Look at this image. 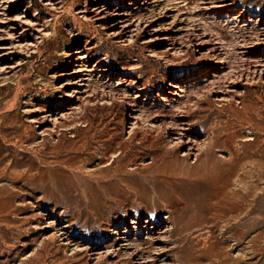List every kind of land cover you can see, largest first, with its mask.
Wrapping results in <instances>:
<instances>
[{
  "label": "rangeland",
  "instance_id": "obj_1",
  "mask_svg": "<svg viewBox=\"0 0 264 264\" xmlns=\"http://www.w3.org/2000/svg\"><path fill=\"white\" fill-rule=\"evenodd\" d=\"M59 1L0 0V160L25 162L15 171L38 164L33 144L56 141L51 130L62 132V123L86 113L91 124L82 129L105 131L100 140L90 137L93 150L106 142L110 152L106 164L94 158L85 165L82 184L98 178L88 173L106 170L99 179L110 206L67 210L41 192L1 180L0 187L16 193L17 208L0 211V264H175V255L162 251L172 246L183 208L180 239L208 230L219 239L228 230L244 231L245 238L229 248V264H264V251L252 252L264 244V216L218 220L212 185L173 192L157 171L170 151L184 166L194 165L213 129L237 130L232 148L240 157L253 143L249 137L264 141V130L238 125L233 115L252 111V99L259 114L252 112L264 125V0ZM100 60L105 71L95 70ZM23 123L33 126L35 143L21 148L3 139V132L14 139ZM215 147L227 168L229 149ZM244 180L235 178L231 190L245 193L253 180ZM23 192L31 196L22 198ZM133 218L142 219L139 226L130 223ZM258 232L263 237L252 241ZM138 242L148 246L149 261L133 255Z\"/></svg>",
  "mask_w": 264,
  "mask_h": 264
},
{
  "label": "bare ground",
  "instance_id": "obj_2",
  "mask_svg": "<svg viewBox=\"0 0 264 264\" xmlns=\"http://www.w3.org/2000/svg\"><path fill=\"white\" fill-rule=\"evenodd\" d=\"M62 1L63 0H60L59 2ZM69 8L72 9L73 4H71ZM77 42L79 43V41ZM84 49L86 50L87 48ZM80 51H81L80 49L75 50V52H80ZM85 57L89 58L88 55H83L82 59ZM103 65L104 64L101 60L98 61V63L95 66L99 68L95 70L105 71L104 68H102ZM173 85L177 87L180 86L181 84H173ZM143 89L144 90L147 89V85ZM56 102L57 103H55V105L58 106L60 102L58 100H56ZM248 103L249 102H247L246 105ZM249 106L253 112L257 109L256 103L252 99L250 100ZM42 111H46V110L43 108ZM252 111L249 112L248 110L247 112L245 113L243 112L244 114H242L240 113V111L238 112L235 110L233 115L237 120L236 123L238 125H242L243 122H247L253 125L252 128L255 127L256 129L258 128L261 131L264 130V125L254 116ZM85 122H89L88 124H91V119L88 117L86 113L72 118L70 124H68L67 122L62 123L61 124L62 126L60 125L62 127V130H64L62 132L59 131L58 129L51 130V135L59 136L56 141L52 142L51 140L45 138L40 144L37 143L33 144L34 148L32 149L38 154L37 155L38 164H29L30 165V166L28 165L29 168L23 171L12 170V167L18 163L24 165L25 162L18 160L12 164L11 162H5L3 160H0V181L7 179L11 181L13 184H21L20 186H16L20 190L24 189V187H27V189L31 190L30 192H33L35 194L41 192L44 194L48 203L52 202L55 204V206L64 207L67 210L92 209L95 211L97 208L100 207L106 208V206H110L109 205L110 203H107L105 200L103 201L104 196L105 195L108 196L109 194L107 186L106 184L101 183L102 180L99 179L101 176H104L107 173L106 170H100L98 172L93 171L92 173L91 172L88 173L90 177H93L95 175V177L98 178H94L93 182H90L92 181L90 180L86 184H82V179H84L83 172L85 165L92 163L93 161L92 159L94 158H99L100 159L99 163H103L105 158H107L110 152V147L106 142H103L97 149L93 150L91 138L92 139L96 138L100 140L101 136L105 131L104 129H101L100 133L98 132V134L97 132L95 133V131L94 133H90L92 125L89 128L87 127V129H82L81 128L82 126L80 127V125H82ZM22 125L23 126L15 132L16 134L14 133L15 135L14 139L9 137L6 132L1 133V135L4 137L3 139L21 148H25L26 143H31V144L35 143L34 135L31 132L33 131V126L26 125L24 123ZM68 130H71V136L73 133V138H70V140L66 141ZM133 133L136 134L137 130H134ZM253 133L255 132L253 131ZM260 133L258 132V134ZM210 134H211L210 136L211 138L208 141L209 143H206L205 146L203 144L204 147L202 148L201 151L199 150V153L197 154V158H196V163L194 165L187 166L184 161L183 162L185 166L181 164L180 157L174 151H170L168 154H163L160 159L161 163L158 164L159 166L157 169V171L160 172L161 175L163 176L159 180V182L165 181L169 189L173 192H176V189L178 187L183 188V186L185 187L191 186V187L199 188L205 184H208V186L212 185L215 188L214 190L216 191L214 192L215 195L213 200L215 199L214 201L218 208L217 212L215 211L216 214L218 215L217 216L218 218L215 216L214 217L218 220H220L219 217L227 218V219L233 218V220L235 219L234 220L235 222L236 221L241 222L243 218L250 216L252 214H260L264 216V187L261 186V184H264V141L261 140L262 135L261 136L256 135L257 138L255 136L254 138L249 137V140H253L252 141L253 143L249 142L248 145L245 144L247 145L246 148L250 147V149L247 152H245L244 156L240 157L235 155L234 153L235 150L233 151L232 148L233 144L237 142L235 140L236 137L238 136L237 130L234 129V131L233 130L228 131L221 129L219 131L213 129ZM113 135L114 134L110 133L109 137L111 138L113 137ZM259 142L261 143V145L260 144L258 145ZM219 144H222L225 148L229 149L230 157L228 164H226L228 165L227 168L225 165L222 166L220 161L215 157L214 147L217 145L219 146ZM245 145L243 146L244 149H245ZM243 151H246V149ZM85 152L87 153L89 152L90 156L83 157V154ZM65 153H69L72 155L69 157H64ZM245 163H248L250 165L248 169H246V167L244 166ZM238 177L241 178L242 181L241 184H243V182L245 181L244 178L248 177L253 180V183L250 182L251 185L244 188L247 190L246 192L244 191L245 193H243V191L241 192L242 188L239 191L231 190V187H233L232 185L234 183L233 182L234 179ZM160 186L161 185H158V187ZM14 195H16V193L9 190L8 187H3V186L0 187V211H6L12 208L15 209L17 208L14 201ZM30 196L31 194L29 192H26L22 198L30 197ZM177 199L180 200L179 197ZM198 201H200V199H198ZM186 208L190 210L189 207ZM179 212H180L179 215H177L176 213L175 214L180 217L179 218L180 222L178 223L177 226H174L175 228L172 231V237L169 242V244H171L172 246L171 247L167 246V248L162 251V254H166L168 256L175 255L172 258L175 264H201L203 259L207 260L206 264H229L230 263L229 255H231L229 248H232L230 246L238 245V242H240L243 238H245L246 232L244 231L236 232L233 230H232L233 232H231L230 230H228L226 232H223L224 233V234L222 233L223 236H221V239H219L217 238L218 236L216 237V235L213 233L214 231L212 232L208 230L207 235L206 236L203 235V237L201 235H200L201 237L200 236L187 237L183 235L185 238L180 239L178 235L181 234L182 231H184L182 229L184 228L183 220L185 217L184 215L186 213L184 208ZM187 213L189 214V212ZM173 214L169 216L167 215L166 218L171 219L170 216L174 217ZM141 221H142L141 218H133L132 220H130V223L139 226ZM225 221L228 222L227 220ZM214 223L215 224L217 223L216 220ZM124 225L127 229V230L125 229L126 233H129L130 230H128V228L130 225H128L127 223ZM261 237H263V235L262 233H259L256 237H253L252 241H257V239ZM232 241H234L233 244H231ZM47 243L48 242H46V244ZM135 246L137 248L136 249L137 251L133 253V255L135 256L141 255L140 258L142 260L146 258V261H149L147 260V258H149L150 256L148 257L145 256L147 255V253H149L148 246H145L144 243L142 242L136 243ZM257 246L259 245L257 244ZM47 251L49 253V250ZM263 251H264V244L263 246L261 245L260 248L253 250L252 252L254 254H262ZM38 255H41L42 257V255L45 254L40 252ZM134 258L135 257L133 256V259ZM146 261L144 260V262ZM113 264H119V263L114 261Z\"/></svg>",
  "mask_w": 264,
  "mask_h": 264
}]
</instances>
